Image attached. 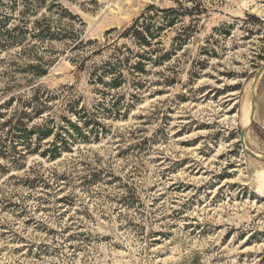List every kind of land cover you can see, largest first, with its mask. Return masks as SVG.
I'll return each instance as SVG.
<instances>
[{
	"label": "rangeland",
	"instance_id": "rangeland-1",
	"mask_svg": "<svg viewBox=\"0 0 264 264\" xmlns=\"http://www.w3.org/2000/svg\"><path fill=\"white\" fill-rule=\"evenodd\" d=\"M58 1L82 22L79 45L0 49V264H264V70L243 123L264 0ZM150 5L180 15L139 47L121 34ZM123 46L149 59L131 57L111 87L93 69ZM14 125L50 133L28 148L5 139Z\"/></svg>",
	"mask_w": 264,
	"mask_h": 264
},
{
	"label": "trees",
	"instance_id": "trees-1",
	"mask_svg": "<svg viewBox=\"0 0 264 264\" xmlns=\"http://www.w3.org/2000/svg\"><path fill=\"white\" fill-rule=\"evenodd\" d=\"M21 4V9L18 10L15 15V10L17 6ZM45 11L41 13L39 16H36L38 10L43 7ZM48 12V15L46 14ZM162 14V16H159ZM178 10L172 7L169 8H156L153 5H150L146 12L138 16L137 19L134 20L131 26H129L122 34L123 37L132 38L134 43L139 47L141 45L148 46L152 38H155L158 35V31L161 30L165 26H171L174 21L178 18ZM30 16H35L32 20H30ZM159 19L160 21L158 22ZM15 21L14 24L9 25V21ZM75 23L82 24L78 15L73 14L66 7H64L58 0H9L8 2H4L0 0V49L6 48L10 45H21L26 37L37 40L38 42H44L46 40H61V39H69L70 42L74 41L76 45H79L82 40L79 39L78 29L75 27ZM150 39V40H148ZM29 44V43H28ZM27 45H23L22 53L29 52L30 48ZM34 45V44H32ZM155 50L149 52L152 53ZM137 59H149L148 53L146 51L142 52H133L127 46L123 47H114L113 54L106 60L103 61L99 66L93 69L94 72L100 70L101 75L110 74L112 75L110 86L114 87L121 83V67L126 66V63L130 58ZM127 66L132 72L137 73L138 70L143 69V63L141 60L134 62L133 64H127ZM46 73V69L34 72L35 76H43ZM99 76H97L98 79ZM138 85V83L134 84ZM38 97L37 95H33L31 97V101ZM48 99L46 96L45 101ZM68 104V111L74 112L79 119H83V127H86L91 123V119L86 118V112L81 109L77 112L72 110V106ZM71 108V109H70ZM40 111L37 106L32 108L30 113L38 114ZM27 116L30 114L27 113ZM65 122L74 128L77 131V135L82 138L87 137L86 134L80 131V127L75 123L71 122L69 119H66L65 116H62ZM48 122H52L50 119ZM10 123V119L7 121ZM95 125V122H94ZM15 131V132H13ZM18 131V137L23 139V142L26 143L29 148L31 136L37 134L39 138L46 137L50 132L48 127L40 128L32 127L30 129L27 128H18V126H12L9 128L6 133L5 139L10 137L12 141ZM13 132V133H12ZM90 132H92L90 130ZM9 135V136H8ZM94 135H97V131H94ZM58 137H61L62 147L66 148L68 145L67 139L64 136L57 134ZM11 149H14V145H11ZM58 148L56 145L52 144L51 150H46V152H50L52 157L58 156ZM45 152V151H44ZM44 152L42 154H44Z\"/></svg>",
	"mask_w": 264,
	"mask_h": 264
},
{
	"label": "water",
	"instance_id": "water-1",
	"mask_svg": "<svg viewBox=\"0 0 264 264\" xmlns=\"http://www.w3.org/2000/svg\"><path fill=\"white\" fill-rule=\"evenodd\" d=\"M263 70H264V64H261L260 67L258 68V72L255 74V76L253 78L249 119L251 118V114H252L253 107H254V97H255L254 87H255L256 81L258 79L259 72H261ZM244 132H245V129L244 128H241L240 135H239V142L242 145V147L244 146V144H243V135H244Z\"/></svg>",
	"mask_w": 264,
	"mask_h": 264
},
{
	"label": "bare ground",
	"instance_id": "bare-ground-1",
	"mask_svg": "<svg viewBox=\"0 0 264 264\" xmlns=\"http://www.w3.org/2000/svg\"><path fill=\"white\" fill-rule=\"evenodd\" d=\"M243 123H244V126H246V124L248 123V119H249V116H248V110L245 112L244 116H243ZM263 176H264V171H259L256 175V180H257V189L258 190H261V189H264V187L262 186L263 185Z\"/></svg>",
	"mask_w": 264,
	"mask_h": 264
}]
</instances>
